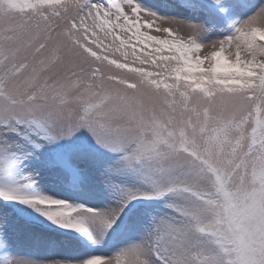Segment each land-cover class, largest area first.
Segmentation results:
<instances>
[{"label": "snow or ice", "instance_id": "snow-or-ice-1", "mask_svg": "<svg viewBox=\"0 0 264 264\" xmlns=\"http://www.w3.org/2000/svg\"><path fill=\"white\" fill-rule=\"evenodd\" d=\"M0 264H264V0H0Z\"/></svg>", "mask_w": 264, "mask_h": 264}, {"label": "rangeland", "instance_id": "rangeland-1", "mask_svg": "<svg viewBox=\"0 0 264 264\" xmlns=\"http://www.w3.org/2000/svg\"><path fill=\"white\" fill-rule=\"evenodd\" d=\"M154 3L159 2V0H153ZM13 257L22 256L32 259H38L49 253L45 249L34 244L27 238H20L19 240H14L13 242Z\"/></svg>", "mask_w": 264, "mask_h": 264}, {"label": "trees", "instance_id": "trees-1", "mask_svg": "<svg viewBox=\"0 0 264 264\" xmlns=\"http://www.w3.org/2000/svg\"><path fill=\"white\" fill-rule=\"evenodd\" d=\"M4 244H6V249L4 250L3 254L9 258L12 257L11 253H10V248L12 249V244H11V247H9V245L7 243H4Z\"/></svg>", "mask_w": 264, "mask_h": 264}]
</instances>
